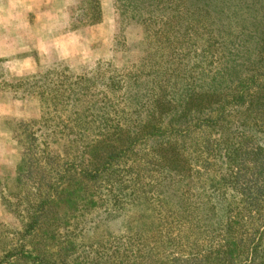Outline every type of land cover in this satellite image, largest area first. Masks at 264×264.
I'll use <instances>...</instances> for the list:
<instances>
[{"label":"trees","instance_id":"obj_1","mask_svg":"<svg viewBox=\"0 0 264 264\" xmlns=\"http://www.w3.org/2000/svg\"><path fill=\"white\" fill-rule=\"evenodd\" d=\"M114 1L143 28L136 72L61 81V122L16 123L30 243L0 264H264V0ZM92 211L138 220L88 243Z\"/></svg>","mask_w":264,"mask_h":264},{"label":"rangeland","instance_id":"obj_2","mask_svg":"<svg viewBox=\"0 0 264 264\" xmlns=\"http://www.w3.org/2000/svg\"><path fill=\"white\" fill-rule=\"evenodd\" d=\"M98 2L100 21L85 24L93 12L82 0H0V258L10 247L30 243L20 234V211L25 205L15 198L22 153L16 123L61 122L68 106L53 102L63 97L58 83L76 82L81 75L97 82L104 76L127 77L136 72L133 64L143 55L140 23L122 20L114 0ZM80 107L78 102L75 109ZM70 134L56 133L52 149L63 152L78 146L72 144ZM136 150L132 157L151 159ZM130 213L92 211L88 218L94 220L95 229L86 240L107 238L106 244L112 235L126 233V223L137 219L128 217Z\"/></svg>","mask_w":264,"mask_h":264}]
</instances>
